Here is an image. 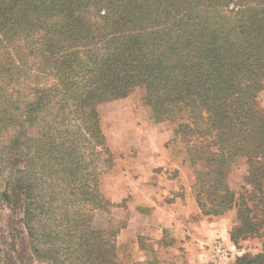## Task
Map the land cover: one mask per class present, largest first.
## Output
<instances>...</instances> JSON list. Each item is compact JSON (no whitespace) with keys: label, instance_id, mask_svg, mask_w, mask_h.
Returning <instances> with one entry per match:
<instances>
[{"label":"trees","instance_id":"16d2710c","mask_svg":"<svg viewBox=\"0 0 264 264\" xmlns=\"http://www.w3.org/2000/svg\"><path fill=\"white\" fill-rule=\"evenodd\" d=\"M119 3L0 0V138L14 126L17 132L9 144L19 146L24 123L34 125L43 103L35 93V100L19 112L20 102L7 94V83L19 81L33 66L52 71L53 90L69 103H59L49 116L52 120L63 112L61 119L69 116L74 124L57 131L60 143L48 137L53 145L48 152L66 169L53 173L56 180L65 172L71 184L90 140L105 144L96 106L141 87L154 119L173 126L174 142L185 153L183 162L199 183L195 199L202 214L215 217L234 209L239 223L230 231L234 243L263 228L264 112L255 101L264 79V0ZM161 9L159 21L152 11ZM236 157L245 159L252 186L242 187L237 197L221 179ZM93 171L84 179L87 186L93 183L84 194L96 207L101 200ZM33 184L28 181L24 190L22 222L35 259L40 264H113L119 249L114 232L93 229L89 213L69 210L65 198L53 208L58 213L54 218L50 208L33 202ZM210 184L215 186V210L203 213L199 199ZM258 260L264 261V248L253 258H236L235 264Z\"/></svg>","mask_w":264,"mask_h":264},{"label":"rangeland","instance_id":"374dc122","mask_svg":"<svg viewBox=\"0 0 264 264\" xmlns=\"http://www.w3.org/2000/svg\"><path fill=\"white\" fill-rule=\"evenodd\" d=\"M120 2V6H123L126 0H120ZM161 4L159 3V5ZM163 12L164 10L162 9L159 11L154 10V12L152 11V16L161 21ZM159 21L157 22L159 23ZM119 33L123 32L120 31ZM11 45H8L9 50H13ZM32 61L33 59L29 60L30 66ZM26 72V75L19 81L7 83L9 85L8 91H10L7 94L13 93L16 101L20 102L21 109L19 112L25 108L23 107L25 104L35 100V93L37 97L42 96L43 103L35 115L34 125H30L28 121L24 123L19 146L9 144L11 137L17 132L14 126H12L13 129L8 127L7 131L1 133L0 264H40L32 255L30 237L22 222L24 190L28 185V181L29 184L34 182L33 202H41L46 209L50 208L51 216L54 218L58 217L57 211L53 208L60 206V199L63 200L65 198L69 202L67 207L69 210H81L85 214L89 213L92 228L97 231H113V236L116 235L117 241L120 231L124 228L126 229L133 217L130 211V204H128L129 199L122 198L120 195V186L131 182L127 177V172H144L142 169H133L138 159V152L129 144L130 142L138 144L137 142L140 140L151 144L154 141V135L148 134L156 125H160L164 132L170 165L160 170L147 169L145 172L150 173L152 171L153 174H158L160 177L151 181L162 183L165 188L173 182L179 187V190L185 192L187 200L191 199L196 202L195 190L199 183L195 182L194 170L189 167L188 163L183 162L185 153L182 151L181 144L174 142L173 126L168 122L161 123L154 119L151 109L145 102V90L141 87L132 90L123 98L103 102L96 106L99 113L98 122L105 138V144L99 146L94 141L90 140V143L86 141L89 146L84 151V158H82V152L80 151L79 158L80 160L82 158V164L78 173L74 175V178L78 179L73 178L75 182L69 184L66 173L63 172L58 175L62 181L56 180L53 173L57 170L64 171L66 169L62 167L61 170L59 168V162L55 161L53 157L56 154L53 156L49 155L48 148L53 145L48 144V137L50 136V140L54 139L55 143H60L61 140L56 137L57 131L61 133L68 129L67 127L71 128L74 123H70L72 120L69 122V116H66L67 120L63 121L60 117L64 114L63 112V114L59 113L53 116L52 120L49 115L52 110L54 112V109L59 108V103L65 106L69 102L57 91L53 90L52 85L55 83V79L52 71L46 72L33 66L31 69H27ZM262 84L263 87L257 94L255 105L258 110L264 112V79ZM49 98H53V100L50 101ZM50 106L53 109H50ZM24 116L23 119L25 120ZM13 124L19 125L17 121ZM146 132L148 134L144 135ZM76 154L77 152H75ZM76 161L79 160L75 158ZM84 166L86 170L83 169ZM92 171V176L96 175L98 201L101 200L100 204L96 203V207L91 201L87 200L88 196L84 194L85 190H89L93 184L91 181H89L88 186L84 183V179L89 174L88 172ZM221 179L235 193L236 197L243 193L242 187L246 188V190H250L252 187L249 181L248 166L242 157H236L230 162ZM130 186L131 183L128 188ZM214 188V184L205 187L204 195L199 199L203 213L215 210ZM51 197L55 200L53 203L49 201ZM159 197L161 199V196ZM89 209L90 211L88 212ZM215 217L227 218L230 224V231L239 226L234 209ZM139 238L138 243L141 251L147 254L152 253L153 251L148 247L149 244L145 241V238ZM216 243L220 242L217 241ZM216 243L212 245L211 250H213V246ZM232 243L236 247L237 253L241 254L240 256L247 254L249 258H253L254 255L263 251L264 227L253 233L241 235L235 243ZM132 256L133 250L130 244L119 246L117 257L113 264H130ZM207 258H210L208 264H223L222 261L214 260L212 251ZM258 263L264 264V261L258 260Z\"/></svg>","mask_w":264,"mask_h":264},{"label":"crops","instance_id":"0c3cea01","mask_svg":"<svg viewBox=\"0 0 264 264\" xmlns=\"http://www.w3.org/2000/svg\"><path fill=\"white\" fill-rule=\"evenodd\" d=\"M150 134L154 135L151 144L141 140L138 144H129L138 152L133 169L144 172H127L131 186L128 188L130 183L120 186V195L129 199L133 217L128 227L120 231L117 245H131L133 256L130 264H208L211 247L219 241L229 252V258L222 263L235 264V259L241 254L231 242L229 220L204 216L198 204L187 200L185 192L173 182L165 188L162 183L151 181L160 177L158 174L145 172L170 165L161 126H154ZM139 237L145 238L152 253L141 251Z\"/></svg>","mask_w":264,"mask_h":264},{"label":"built area","instance_id":"2783aa9c","mask_svg":"<svg viewBox=\"0 0 264 264\" xmlns=\"http://www.w3.org/2000/svg\"><path fill=\"white\" fill-rule=\"evenodd\" d=\"M212 256L214 260L226 261L229 258V252L221 243H216L213 246Z\"/></svg>","mask_w":264,"mask_h":264}]
</instances>
